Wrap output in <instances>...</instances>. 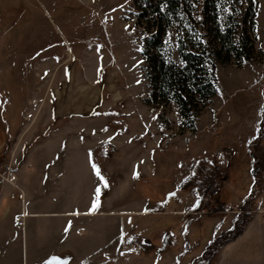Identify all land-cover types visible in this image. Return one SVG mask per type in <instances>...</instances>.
I'll return each instance as SVG.
<instances>
[{
    "label": "rangeland",
    "instance_id": "rangeland-1",
    "mask_svg": "<svg viewBox=\"0 0 264 264\" xmlns=\"http://www.w3.org/2000/svg\"><path fill=\"white\" fill-rule=\"evenodd\" d=\"M149 1L0 0V180L13 184V175L24 163L50 161L55 148L60 149L57 160L64 163H84L92 156L108 166L114 190L104 199L110 211L117 212L124 205L115 201L119 186L148 188L149 201L157 197L164 202L162 193L178 189L195 160L219 166L218 151L229 149L228 168H221L225 176L217 177L203 199L212 189L217 195L205 206L201 202V214H196L200 208L190 212L201 217V254L195 245L191 257L200 255L189 263L191 257H177L179 264L199 259L208 243L231 230L239 217L245 221L242 233L217 248L208 263L215 264L220 249L240 238L260 212L254 201L264 195V169L253 163L246 149L251 139L244 144L251 123L256 118L260 122L264 106V0H255L252 59L241 67L216 66V94L195 117L192 128L182 124L174 102L146 103L150 90L141 52L147 33L138 23L137 8ZM177 37L173 25L164 41L169 58L180 64ZM259 145L264 148L261 140ZM150 150L156 165L151 183L143 175L145 181L130 185V169L122 170L123 165ZM257 175L259 193L244 209V198ZM181 191H187L184 205L191 206L193 191ZM224 207L234 212H225ZM219 218L231 219V228H217L213 220ZM170 240L167 260L176 252L190 251ZM261 258L264 264V251Z\"/></svg>",
    "mask_w": 264,
    "mask_h": 264
},
{
    "label": "crops",
    "instance_id": "crops-1",
    "mask_svg": "<svg viewBox=\"0 0 264 264\" xmlns=\"http://www.w3.org/2000/svg\"><path fill=\"white\" fill-rule=\"evenodd\" d=\"M258 121L256 118L251 123L244 144L255 137ZM261 145L264 147V133ZM50 154L53 161L24 163L13 175V184L0 180V264H45L53 256L67 264H179L180 259L192 256L195 245L201 254V217L190 213L197 204L196 196L191 192L194 203L186 206L187 191L167 190L162 193L164 202L159 203L156 196L155 200L147 199L148 188L137 189L134 184L145 181L143 175L151 183L156 171L151 150L123 165L122 170L130 169L129 184L135 187L116 189L115 201L124 203L117 212H111L104 199L114 190L107 164L93 161L91 155L84 163L60 162L56 157L60 149L56 148ZM255 202L260 212L240 238L220 249L215 264L262 263L264 195ZM220 220H213L217 228H231V219ZM165 234L175 243L177 240L182 250L188 247L190 251L182 255L176 252L167 260L172 244L157 252ZM135 242L154 249L135 254Z\"/></svg>",
    "mask_w": 264,
    "mask_h": 264
},
{
    "label": "trees",
    "instance_id": "trees-1",
    "mask_svg": "<svg viewBox=\"0 0 264 264\" xmlns=\"http://www.w3.org/2000/svg\"><path fill=\"white\" fill-rule=\"evenodd\" d=\"M256 7L255 0H150L145 7L139 6L138 23L147 33L141 52L142 72L150 90L146 103L166 106L174 102L182 124L192 128L195 117L216 94V66L234 63L241 67L252 59ZM173 25L178 28L180 64L169 58L164 41L167 29ZM263 133L264 106L256 135L246 145L253 163L264 169V148L259 145ZM229 153V149H220L216 155L219 166L215 167L207 160H195L189 167V175L179 184V190L191 189L197 197L195 211L201 207L209 186L218 176H225L221 175V168L224 171L228 168ZM259 177L254 178L244 198V209L259 193ZM244 222L238 217L232 229L214 237L200 258L191 264H208L219 246L242 233ZM169 245L170 236L166 234L160 251ZM151 249L142 247V250Z\"/></svg>",
    "mask_w": 264,
    "mask_h": 264
},
{
    "label": "built area",
    "instance_id": "built-area-1",
    "mask_svg": "<svg viewBox=\"0 0 264 264\" xmlns=\"http://www.w3.org/2000/svg\"><path fill=\"white\" fill-rule=\"evenodd\" d=\"M215 195H217V189L210 190V192H208L205 195L204 199L202 200L203 205L205 206V204H208L209 200H211V198H213ZM224 209H225V212H232V213L234 212V209H231L229 207H224ZM198 211L199 212H197L196 214H201V207ZM236 213H238V211H236ZM141 246H142L141 243L135 242L132 246L134 253H137V254L140 253L142 250Z\"/></svg>",
    "mask_w": 264,
    "mask_h": 264
},
{
    "label": "snow or ice",
    "instance_id": "snow-or-ice-1",
    "mask_svg": "<svg viewBox=\"0 0 264 264\" xmlns=\"http://www.w3.org/2000/svg\"><path fill=\"white\" fill-rule=\"evenodd\" d=\"M127 2V0H126ZM220 5L218 4L217 7H219ZM164 8L162 7L161 8V11H163ZM224 11H227V9H224ZM197 19H199V17H197ZM137 83H139V81H137ZM92 168H93V171L96 173V175L100 178V180L103 182L104 181V177L100 174V171L98 169V167L93 164L92 165ZM135 175V173H134ZM95 203L93 204V207H95ZM45 264H67V261L66 260H60L59 258L53 256L51 257L48 261L45 262Z\"/></svg>",
    "mask_w": 264,
    "mask_h": 264
},
{
    "label": "water",
    "instance_id": "water-1",
    "mask_svg": "<svg viewBox=\"0 0 264 264\" xmlns=\"http://www.w3.org/2000/svg\"><path fill=\"white\" fill-rule=\"evenodd\" d=\"M254 172H252V174H253Z\"/></svg>",
    "mask_w": 264,
    "mask_h": 264
}]
</instances>
